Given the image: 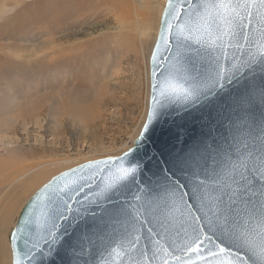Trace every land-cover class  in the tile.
Instances as JSON below:
<instances>
[{
  "label": "snow or ice",
  "instance_id": "6c2138e0",
  "mask_svg": "<svg viewBox=\"0 0 264 264\" xmlns=\"http://www.w3.org/2000/svg\"><path fill=\"white\" fill-rule=\"evenodd\" d=\"M166 7L152 60L155 64L164 42L170 70L163 80L152 73L157 78L148 120L151 124L172 117L174 142L151 156L145 151L146 162L128 159L133 148L122 157L109 158L112 168L98 194L108 206L88 196L84 202L77 199L85 187L91 191L87 180L92 177H77L73 169L53 178L37 197L45 209L43 221L33 224L26 218L11 233L13 245L25 228L37 233L24 253L28 264H34L37 252L43 258L61 251L72 264L93 260L100 264L102 241L104 252L123 249L116 254H126L131 264H153L158 254L162 264H264V77L245 79L235 94L222 96L225 85L220 80L226 77L220 73L214 79L206 77V69L181 51L194 46H248L264 56V0H167ZM197 112L199 117L194 116ZM134 144L139 146L138 141ZM124 189L131 199L113 201L112 194L123 195ZM69 201L80 209L71 217L72 230L60 232L55 220H69L66 213L73 212ZM136 224L142 231L135 229ZM13 252L18 255L15 247Z\"/></svg>",
  "mask_w": 264,
  "mask_h": 264
},
{
  "label": "rangeland",
  "instance_id": "374dc122",
  "mask_svg": "<svg viewBox=\"0 0 264 264\" xmlns=\"http://www.w3.org/2000/svg\"><path fill=\"white\" fill-rule=\"evenodd\" d=\"M164 3L0 0V180L23 173L7 193L20 199L11 223L52 177L132 146L147 113L148 61ZM64 86L86 114L75 123L52 110L49 98ZM43 95L46 106L37 107Z\"/></svg>",
  "mask_w": 264,
  "mask_h": 264
},
{
  "label": "water",
  "instance_id": "95a60500",
  "mask_svg": "<svg viewBox=\"0 0 264 264\" xmlns=\"http://www.w3.org/2000/svg\"><path fill=\"white\" fill-rule=\"evenodd\" d=\"M167 0H165L161 16L159 19V26L157 30V34L154 40V43L151 48V52L149 55V97H148V103H147V113L144 120V123L140 129V132L137 136V138L134 141L139 142V146L137 144H132L130 148H133V153L128 157V159L132 162H135L137 159H143L145 162L147 161V157H144V152L147 151L149 153V156L156 153L161 146H163L165 143L168 144V146H171V144L174 142L173 140V133L176 131V126L173 123L172 117L165 116L160 117L158 119H155L149 124V114L153 110V93H152V84L155 82L156 78L159 77L161 80L165 78L167 75L169 69V63L167 62V58L170 55L169 52L165 51L166 44L164 42H161L160 44V51L157 53L158 59L156 63H153L152 55L156 50V44L159 40L160 32H161V20L164 17V13L167 10ZM255 27H259V25L255 24V21L253 22ZM251 30V29H250ZM176 46V40L175 37L172 38V48L173 51L175 50ZM181 51L192 58L193 61L196 62L198 66H201L203 69H206L205 75L206 77L210 78H216L217 73H220L226 79L220 80V83H223L225 85L224 93H222V96H225L226 94H235L237 89L239 88L240 84L244 82L245 79L255 77L257 81L261 79V77H264V63H261V61H264V56H261L260 53L257 51L256 48H250L248 46H245V48L240 49L237 47H229L226 49H220L218 47L212 46H205V47H199L194 46L190 49H181ZM249 51L254 53V57L249 56ZM156 72L157 77H154L152 75L153 72ZM163 73L164 75H161ZM247 73V76H244V74ZM229 80H237L239 83H229ZM177 108L179 105L176 106ZM157 111L159 109L157 108ZM200 113H194V116L199 117ZM179 123V121H177ZM146 124H149L147 132L144 131V126ZM191 124L189 123V127ZM179 146V145H177ZM128 151V149L126 150ZM124 151V152H126ZM123 153H121L119 156L115 157H122ZM115 157H107L99 160H94L90 162L83 163L81 165H78L76 167H73L71 169L65 170L56 176L52 177L50 180H48L45 184H43L40 188H38L24 203L22 206L17 218L14 220V222L11 225V228L8 232L7 240H8V246L10 248V255H11V263L15 264V261L18 259L19 264H28L24 253L27 251L29 247H31V242L37 239V233L30 231L28 228H25V230L22 233H17V239L15 242V245H13L12 239H11V233L15 231L17 223H23L26 218H30L35 224L37 220L39 219L41 222L43 221L42 212L45 211V209L42 206V201L37 200L38 196H41L42 191L44 189V186L49 184L53 180V178H59L62 174L69 172L70 170L75 169L76 170V176L77 177H84L85 180H87L88 177H92L91 180H87L89 184H91V191L88 187L84 188V191L80 194V196L77 198L80 201L84 202V197L88 196L89 199L97 200L98 203L104 206H108L109 202L105 201L103 196H98L101 189L104 186V183L106 182L109 171L112 168L111 161L109 158H115ZM105 161H109V163H105ZM89 164H92L93 166L91 168L88 167ZM82 169V170H81ZM146 175H150V173H146ZM76 177H73L75 179ZM85 180H80V184H84ZM131 191H135L134 186H130ZM124 194L121 195L120 193L112 194L113 201L115 200H124V199H131V194L128 189L123 190ZM73 208L72 213H66L69 215L68 221H59L55 220L53 217V220H55V223L57 225V228L60 232H63L65 228H68L69 231H71L70 225L74 223L72 220V216L76 215V209H80V205L77 204L75 201H69ZM86 203V202H85ZM82 212V209H81ZM97 212H99V209H97ZM47 227H52V221H48ZM118 228H121L120 225L117 226ZM123 227H130L129 225H123ZM135 229L137 231H142L141 226L139 224H136ZM81 229H83V224H81ZM44 234L43 230L39 232V235L42 236ZM106 241H102L98 244L99 252L103 253V257L100 258L99 254L97 259L99 260L100 264H131V261L129 260V257L125 255H117V252H123V249H116V252H112L111 249H109L108 252H104V243ZM145 241H140V249H144ZM41 247H43V242H41ZM15 247V253L18 255H14L13 248ZM44 252L47 253V249L44 248ZM153 249L151 247L148 248V255L152 256ZM133 255H136V253H133ZM161 255L158 254L155 259L153 260V264H162L161 261ZM240 255H243V253H240ZM34 264H72V260L70 257L66 256L64 252H60L58 255H53L51 257L45 255L43 258L40 257L39 252L36 253V260L34 261ZM92 264H97V260H93Z\"/></svg>",
  "mask_w": 264,
  "mask_h": 264
},
{
  "label": "bare ground",
  "instance_id": "6f19581e",
  "mask_svg": "<svg viewBox=\"0 0 264 264\" xmlns=\"http://www.w3.org/2000/svg\"><path fill=\"white\" fill-rule=\"evenodd\" d=\"M164 5V4H163ZM127 7V5H126ZM2 11V10H1ZM162 12V11H161ZM161 16V15H160ZM131 18V17H130ZM123 20V19H122ZM121 20V21H122ZM147 24H150V18L147 17L146 19ZM158 30V28H157ZM157 34V33H156ZM53 41V40H52ZM9 47V46H8ZM64 83V82H63ZM67 84V83H66ZM55 88V87H54ZM57 88V87H56ZM71 88V87H70ZM103 88V87H102ZM59 89V88H58ZM100 89V88H99ZM60 97L55 98L51 97L49 99H55L52 102H55L54 105H51L52 107H50L49 109L52 108L53 111H58V114H60V116H62L65 120H69L71 123H75L79 113L83 114V116L86 114L83 113V109L80 108V105H77L76 102H74L75 100H73L72 95L74 94L75 90L74 89H69L67 87H63L62 89L56 90V94L58 92H60ZM105 91V90H104ZM50 94V93H49ZM52 94V93H51ZM46 95V94H45ZM45 95H43L40 99H37V103L38 106L37 107H41V106H46L43 105L45 100ZM88 97V96H87ZM47 98V97H46ZM106 98V97H105ZM42 100V101H40ZM61 101V102H60ZM35 103V102H34ZM33 103V104H34ZM35 103V104H37ZM34 104V106H35ZM48 104V103H47ZM33 106V107H34ZM79 106V107H78ZM36 107V106H35ZM45 108V107H44ZM33 109V108H32ZM82 109V110H81ZM29 110V109H28ZM35 111V110H33ZM29 112V111H28ZM40 112V111H39ZM38 112V113H39ZM79 112V113H78ZM26 113V112H25ZM36 113V112H35ZM57 113V112H56ZM86 113V112H85ZM89 113V112H88ZM24 114V113H23ZM34 114V113H33ZM29 116V115H28ZM81 116V115H80ZM79 116V117H80ZM87 118V117H86ZM104 121V120H103ZM12 173V172H11ZM9 173L8 175H6L7 177H3L2 180H0V264H8L7 258L8 256V250L6 247L5 242L6 241V236H7V229L6 226L7 224L11 221V218L13 217V214L15 215L14 212H16L15 210L18 208L19 206V202H18V196H8L7 193L9 194V190H11V188L21 179V176L23 173H21V171L19 172L18 170H15L12 174ZM36 176V175H35ZM29 178V177H28ZM39 178V177H38ZM37 178H30V179H26L24 182V187L31 184L33 181L36 182ZM9 182V183H8ZM21 184V183H20ZM20 186V185H19ZM23 188V187H22ZM27 188V187H26ZM25 190V188H23ZM22 190V189H21ZM12 191V190H11ZM10 191V192H11ZM26 191V190H25ZM21 192V191H20ZM21 194V193H20ZM20 200V199H19ZM20 212V211H19ZM11 223V222H10ZM12 224V223H11ZM9 228V227H8ZM6 229V230H5Z\"/></svg>",
  "mask_w": 264,
  "mask_h": 264
}]
</instances>
